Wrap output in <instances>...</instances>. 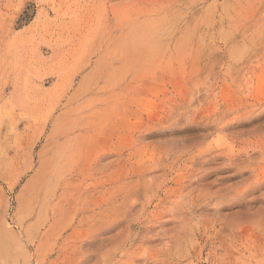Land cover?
<instances>
[{
  "label": "rangeland",
  "instance_id": "1",
  "mask_svg": "<svg viewBox=\"0 0 264 264\" xmlns=\"http://www.w3.org/2000/svg\"><path fill=\"white\" fill-rule=\"evenodd\" d=\"M0 264H264V0H0Z\"/></svg>",
  "mask_w": 264,
  "mask_h": 264
}]
</instances>
